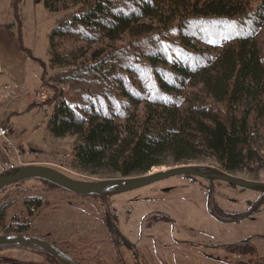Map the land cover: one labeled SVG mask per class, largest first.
<instances>
[{"label":"trees","instance_id":"obj_1","mask_svg":"<svg viewBox=\"0 0 264 264\" xmlns=\"http://www.w3.org/2000/svg\"><path fill=\"white\" fill-rule=\"evenodd\" d=\"M44 2L59 13L47 125L74 137L77 167L131 175L212 157L220 170L264 168V0Z\"/></svg>","mask_w":264,"mask_h":264},{"label":"rangeland","instance_id":"obj_2","mask_svg":"<svg viewBox=\"0 0 264 264\" xmlns=\"http://www.w3.org/2000/svg\"><path fill=\"white\" fill-rule=\"evenodd\" d=\"M11 4L12 0H0V110L4 108L0 118L6 119L5 114L9 109L8 121L18 142L23 147L36 148L44 153V156L37 157V163L52 165L72 177L81 179H103L118 176L119 174L109 171L95 173L77 167L72 161L71 144L74 137L72 135L54 137L49 132L47 123L52 111L49 97L53 92L48 85L41 86V83L44 70L50 68L49 35L59 13L50 10L44 0H23L20 4L21 29L19 30L17 27L10 26ZM258 40L264 53V24L258 35ZM110 43H114V41H110ZM41 87L45 89V95L37 97L36 92L42 91ZM56 153L63 155V163L62 160L56 161L51 156ZM55 162L62 164L57 165ZM189 163L217 167V163L212 157H202ZM1 164H6V162ZM174 165L176 163L162 164L154 166L152 170L165 169ZM234 174L264 183V168L262 167L236 170ZM177 178L180 176H173L169 178V181ZM163 186L166 188L169 185ZM187 186L189 188L176 185L175 188H166V190L162 187L159 192L148 187H141L116 195L119 202H128L131 205L130 208L123 205L119 207L118 213L122 229L128 231L129 237L135 238L139 233L143 215L152 210H162L175 219L176 231L180 229L184 232L190 229L199 231L201 235L199 239L205 242L219 244L220 242L237 241L252 235H261V237H256L255 241L261 248L262 256L252 258L254 260L264 259V194L262 191L253 187L215 185L214 199L225 210L227 208L228 211L242 214L240 212L242 210L245 212L250 208L259 209L248 217L224 222L216 219L210 213L205 188L202 189L204 194L195 189L193 185ZM30 193H42L46 196L48 205L44 216L52 213L49 218L57 215L61 219H70L61 225V221H58L57 231L59 233L69 229L74 230L75 234L86 236L84 244L86 247L82 251L89 252V257L102 251L101 253L107 252L104 263H109L114 259V251L103 236L101 219L88 201L60 188L48 186L40 179L24 180L21 184L10 185L0 193V203L8 200L11 202L4 218L5 224L25 217L26 211L22 199L25 194L30 195ZM131 197L136 199L130 200ZM38 225V221H34L32 218L29 230L35 232L40 226ZM168 226L169 224H164L162 227L156 225L154 229L165 230ZM18 252L21 253V256L24 254L26 257H32L28 249H21ZM217 254L221 256L220 264H250L253 261L250 260L249 254L231 255L233 260L231 256L228 257L221 250H217ZM183 258L189 264H205L203 260L193 255Z\"/></svg>","mask_w":264,"mask_h":264},{"label":"flooded vegetation","instance_id":"obj_3","mask_svg":"<svg viewBox=\"0 0 264 264\" xmlns=\"http://www.w3.org/2000/svg\"><path fill=\"white\" fill-rule=\"evenodd\" d=\"M189 162L176 163L174 166L184 164L200 166L201 168H199V170L206 173L207 176L197 174H175L161 180L151 182L142 187H148L153 191L158 190V192L162 187L164 190H166V188H175L176 185H182L187 188H189L187 185H193L195 189H198L201 192L202 189L205 188L207 194L204 192L202 193L206 195L207 205L210 213L216 219L224 222L248 217L256 211L254 208H250L247 212H244L243 210L240 211L243 213L238 216L222 217L220 213L236 214L239 212H231L228 211L227 208L225 210L222 205H219L216 202L217 200L214 199L215 185H233L240 188L243 186L222 179L214 178L210 174L224 172L233 176L237 175L234 174V171L220 170L215 166L211 167ZM174 166H169L168 168ZM6 167V164H1L0 171ZM160 170H163V168L156 170L150 169L147 172L139 174L118 175L115 177L144 175ZM173 176H180V178L169 181V178ZM257 182L261 183L260 181ZM45 183L48 186L60 188L72 195L81 196L82 199L85 198L86 201H88L91 207L97 211L101 219V224L104 230L103 236L107 239L111 249L114 251V259L109 263H104L105 254H107V252L101 253L102 251L100 253H94V256L89 257V252L82 251L86 247L84 245L86 242V236L80 235L79 233L75 234L74 230L68 229L65 232H60L63 233V235H60V233L57 231V228L59 227L58 221H61V225L65 224V221L70 219H61V217H57V215L53 218H49L52 213L48 214V216H44L46 215L45 209L48 205L46 196L42 193H30V195L25 194L24 198L22 199L24 210L26 211V215L23 219H16L8 224H5L4 218L6 216L8 207L11 205V202L8 200L0 203V214L3 215V219L0 220V234H25L35 236L43 241L48 242L52 246L53 251L43 247L42 245H0V264H189L187 261L185 262L183 257H190L192 255L203 260L205 264H220L221 256L217 254V250H221L222 252L226 253L228 257L234 254H249L250 260H253L251 262L249 261L250 264H264L263 258L255 260L253 259L256 256H262L261 248L258 247L255 241L256 237H261V235H252L237 241L220 242L219 244L205 242L199 239L201 237L199 231H193L191 229L187 232L181 231V229L176 231L175 219L169 213L162 210H152L143 215L140 222L139 233L135 238H131L128 235V231L122 229L118 213L119 207H121V205L127 206L128 208H130L131 205L128 202H119L115 197L120 193L130 190L114 192L113 189L116 188L114 187L107 191L104 195L97 193L81 194L65 189L55 183ZM18 184H21V182H15L10 185ZM10 185L2 189L0 193L10 187ZM163 185L169 186H166L165 188ZM253 188L259 190L260 192L262 191L264 194V185L259 184ZM212 196L213 202L211 199ZM134 199L136 198H130V200ZM32 218L34 221H38L40 225H38L39 227L35 232L29 230ZM62 220L64 221L62 222ZM164 224H169L167 229H154L156 225L162 227ZM206 241L208 240L206 239ZM78 244L82 245L79 246ZM247 244L252 246V251H244L246 248L245 245ZM234 247H236V249H234ZM21 249L30 250L32 257H26L24 254L21 256V253L18 252ZM231 259L233 260L232 256Z\"/></svg>","mask_w":264,"mask_h":264},{"label":"water","instance_id":"obj_4","mask_svg":"<svg viewBox=\"0 0 264 264\" xmlns=\"http://www.w3.org/2000/svg\"><path fill=\"white\" fill-rule=\"evenodd\" d=\"M7 167L0 172V191L12 183L27 179H42L51 183H55L70 191L81 194L97 193L104 195L111 188L114 192H122L134 188L145 186L154 181L175 175V174H197L207 176L206 173L199 170L200 166L195 165H177L168 169L144 175L128 176V177H112L103 179H81L71 177L60 169L41 163H16L10 159L5 160ZM214 178L239 184L243 187H256L257 181L237 177L228 173H211ZM6 244H23V245H42L52 250V246L35 236L25 234H0V245Z\"/></svg>","mask_w":264,"mask_h":264},{"label":"built area","instance_id":"obj_5","mask_svg":"<svg viewBox=\"0 0 264 264\" xmlns=\"http://www.w3.org/2000/svg\"><path fill=\"white\" fill-rule=\"evenodd\" d=\"M42 91H37L36 96L41 97L45 95V89L41 87ZM0 149L5 154V156L16 162V163H28L37 162V157L40 155L44 156V153L36 148L23 147L21 143L18 142L14 130L11 125L7 124L4 119L0 118ZM69 155V154H67ZM56 161L62 160L64 162L63 155L56 153L51 155ZM65 156V155H64ZM54 163V162H50ZM56 163V162H55ZM60 163V164H62ZM57 165L58 162L56 163Z\"/></svg>","mask_w":264,"mask_h":264},{"label":"crops","instance_id":"obj_6","mask_svg":"<svg viewBox=\"0 0 264 264\" xmlns=\"http://www.w3.org/2000/svg\"><path fill=\"white\" fill-rule=\"evenodd\" d=\"M3 110H4V108H2V109L0 110V114L2 113ZM8 110H9V109H7V114H5V118H6V117H7V118L4 119V120L7 121V122L9 123V121H8V120H9V119H8V114H9ZM9 124H10V123H9ZM19 139H20V138H19ZM20 140H21V139H20ZM22 143H23V141H22ZM23 144H24V143H23Z\"/></svg>","mask_w":264,"mask_h":264}]
</instances>
